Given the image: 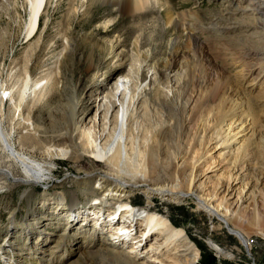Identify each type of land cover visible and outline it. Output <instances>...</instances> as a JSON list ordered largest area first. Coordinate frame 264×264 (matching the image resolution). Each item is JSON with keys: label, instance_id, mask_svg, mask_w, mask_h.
I'll return each instance as SVG.
<instances>
[{"label": "bare ground", "instance_id": "1", "mask_svg": "<svg viewBox=\"0 0 264 264\" xmlns=\"http://www.w3.org/2000/svg\"><path fill=\"white\" fill-rule=\"evenodd\" d=\"M76 1L70 0L66 15L69 19L76 16ZM153 1L156 7H163L164 25L171 32L182 29L187 40L192 42V55L196 60L192 66L182 67L183 72L175 69L186 58V52L179 48L182 42L178 37L169 44L171 54L166 62L153 58L154 52L140 55L137 50L139 43L134 41L132 50L136 60H131L128 74L118 73L115 84L107 92L102 87L89 86L84 88L78 99L74 96L71 108L47 111H51L49 116L54 121L52 128L42 127V121L40 125L36 122L43 120L40 114L42 105L48 107L51 93L58 91L56 74L68 60L67 53L58 56L55 72L46 73L40 79L33 81L29 67L25 65L20 73L10 74L12 84L5 86L0 81V189L8 182L30 187L42 185L46 169L36 163L37 157L41 160L61 157L76 161L87 154L94 161L92 168L96 162L98 166H106L107 172L111 173H103L101 177V174L91 171L79 183L85 187L84 192L88 190L90 193L88 202L91 197H98L103 206L112 203L114 207L117 204V208L124 211L114 222L116 228L111 226L112 221L107 222V216L98 213L94 216L96 220L80 224L81 219L74 217V211L87 204L80 205L76 196L68 200L60 195L54 205L60 213L68 209V233L64 230L52 250L31 254L33 258H40L38 264H62L70 245L78 238L83 239L84 248L78 250L73 264H142L137 261L134 251L126 250V247L130 243H138L137 237L146 241L153 234V242L148 243L153 252L150 256L153 262L196 264L199 252L183 229L175 227L154 207L147 206L141 211L133 207L129 195L138 191H143L151 199L193 202L199 210L216 219L219 228L224 226L236 236L247 252L250 251V236L264 240V137H259V130L264 129V0H223L222 15L218 13L214 20H205L208 19L207 14L201 17L194 10L177 14L170 0ZM24 2L29 9L26 44L31 47L34 40L39 43L36 38L39 29L38 25L36 30L37 18L40 19L46 11L48 0L40 16L44 0ZM105 2L114 8L117 15L140 18L154 12L150 9L151 0ZM86 13L85 10L83 14ZM226 15H239L249 23L240 27L242 37L239 41L236 39L237 44L215 43L212 49L215 61L226 62V66L221 67L222 72H218V65L209 69L211 63L206 55L210 51L202 46L199 35H208L228 22ZM61 36L66 39L64 45L59 43L63 51L69 50L72 58L77 57L79 44L69 38L67 29H62ZM92 37L93 33L80 37L83 44H91L86 60L92 63L95 52H104L102 64L106 67L118 41L115 44L113 41L102 43ZM226 47L235 48L233 52L236 55L226 54ZM162 62L164 64L160 67ZM227 69L231 71L227 72ZM188 73L193 75L183 76ZM247 81L249 84L244 86ZM219 84L226 85V90L223 91ZM218 86L223 92L220 102L206 108L199 116L195 115L197 118L194 119L197 105ZM94 90H103L100 91L102 98L98 105L100 137L91 129L82 128L90 110L84 99L87 92L91 95ZM8 94H11V103L4 111V99ZM251 102L257 109L256 119L245 111V104ZM34 107L37 115L29 112L24 116V111ZM211 177L214 178L212 181ZM94 185L98 188L94 189ZM248 212L251 214L247 215ZM138 218H141L139 222ZM91 222L93 226L90 228ZM134 226L139 227V235L130 239L129 232ZM120 232L128 235L119 236ZM208 243L222 255L223 251L218 246ZM3 255L10 261L22 256L18 251ZM30 259V264L34 263Z\"/></svg>", "mask_w": 264, "mask_h": 264}, {"label": "rangeland", "instance_id": "2", "mask_svg": "<svg viewBox=\"0 0 264 264\" xmlns=\"http://www.w3.org/2000/svg\"><path fill=\"white\" fill-rule=\"evenodd\" d=\"M69 3L70 0H48L46 11L40 18L38 35L36 37L39 39V43L36 44L37 40H34L30 47L26 44L25 30L29 14L28 6L25 5L24 0H0V81L3 85L12 84L13 81L10 79V74H13V72L20 73L25 65H28V70L31 72V79L33 81L40 79L46 73L55 72L56 68H58V56L62 53L68 54V60L58 68V74H56L59 82L58 91L51 93L49 106L42 105L40 109L43 120H37L36 123L40 125V121H42V127L46 125V127L52 128L54 121L50 119V112L57 111L58 109L65 111L67 108H71L74 104L72 102L74 96L78 99L81 93H83L84 88L89 86H94L93 88L102 87L107 92L115 84L118 73L128 74L131 67L130 64L132 63L131 60L136 58L132 50L134 41L139 43L137 50L140 55H144L148 51L149 53L154 52L153 58L166 62L170 57L169 53L171 54L169 44L172 39L178 37L180 42H182L179 48L186 52V58L181 60L175 69H182L180 72H183L184 68L182 67L192 66L196 60V57L194 59L192 55V42L187 40L186 32L182 29L178 32H171L164 25V18L161 16L163 7H156L153 0H151L150 9L154 12L146 13L140 18H137V16L133 17L132 15H117L114 12V8L107 4L105 0H78L75 2V6L77 7L76 16H71L69 19L66 17ZM170 3L174 5L175 13L177 14L183 11L194 10L198 11V16L201 17H205L207 14L206 18L208 19L205 20H214V17L218 13L219 16L222 15L220 10L223 8V0H170ZM85 10L87 13L83 14ZM226 17H229L228 22H224L219 28L210 31V34L199 35L202 46L208 48L211 52H207L209 55H206L208 62L211 63L209 69L216 68L218 65L216 68L218 72H222V68L226 66V62L223 63L221 62L222 60L215 61L216 55L212 53L215 43L225 45L231 43L237 44L236 39L239 41L240 37H242L240 27H244V25H248L249 23L247 19L244 20L239 15H226ZM186 19L188 18L186 17ZM221 27H226L227 29L224 30ZM65 28L68 30L69 38H73V41L79 44L77 57L72 58L69 55L70 51H63V48L59 45V43L63 45L66 43V39L61 36V31L62 29L66 30ZM246 29L244 28L243 30L246 31ZM91 33H93L92 38L94 40L101 41L102 43L113 41L115 44L118 41L115 44L109 61L106 63V67L104 66L105 64H102V60L105 57L104 52H95L92 63L86 60L91 44L87 42L83 44L84 42H80V37ZM207 36L208 39H206ZM226 48L228 49L226 50L227 53L225 50L224 53L236 55L233 52L235 48ZM229 55L231 56V54ZM218 57L222 58L221 55ZM163 64V62L160 63V67ZM229 71L231 70L227 69V72ZM256 73L255 71L253 75L255 76ZM150 74L148 77H150ZM189 74L192 73L184 74L183 76L185 77ZM262 80L263 78L260 79V82ZM249 81L245 82L244 86H247ZM219 85L221 86L222 84ZM220 86L215 87V90L217 89L215 92L219 94L218 96L215 92H212V96H214L212 97L210 95L212 93L209 92L205 99L198 104L199 106L197 105L194 119L206 108L216 106L220 102V95L222 97L223 93L222 89L225 91L227 88L224 84L221 86V88L223 87L222 89ZM103 90H94L91 95L90 92H85L86 98L84 102H87L90 110L86 113V119L82 124V128L91 129L93 134L98 133V130L101 129L98 105L102 98L100 91ZM99 95L100 97H98ZM205 102L207 106H205ZM10 103L11 94H8L4 99V111L8 110ZM245 106V111L248 112L249 117L256 119L258 114L255 103L251 102V104H245ZM248 106L250 107L249 110L246 109ZM49 110L51 111L48 113L47 111ZM24 112L26 113H24V116L29 112L34 115L38 114L35 112V107L30 111L26 110ZM17 115L18 111L15 113V119ZM153 119L155 122L158 121L155 118ZM259 131V137H264V129H260ZM97 136L100 137L101 135L98 133ZM35 160L39 166L46 169L44 171L45 180L42 185L30 187L17 184L16 182H8L4 188L0 189V264H30L29 258L34 261L31 264L41 262L40 258H33L31 254L36 253V251L52 250V247L55 244L57 245V238L63 235L64 230L68 233V224L66 223L69 218L68 212L65 210L60 213L61 211L55 209L54 202L59 199L60 195H63L68 200L76 196L79 199L80 205L82 203L89 204L87 197L90 193L88 190L84 192L85 187L79 183L84 181L86 179L85 176L91 171L97 175L101 174V177H103V173L111 174L107 172V168L103 164L98 166L97 164L99 163L95 162L92 168L91 163L94 161L87 154L81 160L76 161L61 157L51 160H41L37 157ZM16 175H18L17 168ZM213 179L211 177L210 181ZM93 188L97 189L98 187L94 185ZM129 198L136 210L141 211L147 208V206L154 207L159 214L167 217L175 227L183 229L199 252L196 264H260L256 260L248 259L247 257V253L249 257L251 255L255 256L252 253L251 244L250 251L247 252L236 236L224 226L219 228V222L199 210L193 202L180 201L173 203L164 201L161 198L151 199L143 191L133 192L129 195ZM79 207L81 206H78L74 214L81 219L80 224L91 219L96 220L94 217L97 214L96 208L89 213L88 217L84 213L85 211L78 210L82 209ZM105 207L106 209H110L109 207H112V203L106 204ZM250 214L248 212L247 215ZM106 215L110 216L105 212L104 216ZM90 224L91 228L93 222ZM136 229H139V227L134 226V229L129 232L130 239L136 238L139 235V231H136ZM134 231L138 234H134ZM123 234L128 235V233H118L119 236ZM153 236L155 235L153 234L148 240H144L143 243V240L137 237L139 238V242L135 241V243L132 241L135 244H128L126 250L132 249L131 251H134L137 261L142 264L156 263V261L153 262V257H150L153 255V252L148 247L149 241L153 242ZM250 238L255 241H263V239L255 236H250L249 240ZM75 241L71 244L72 246L70 245V251L68 250L66 253L62 264H73L78 250L82 247L84 248L83 239L78 238ZM208 242L218 246L223 251L222 255H219ZM11 251L20 252L21 258L15 257L10 261L7 256L3 255ZM241 253L245 257H241L239 255ZM149 259L152 260L150 261ZM48 263L51 264V262Z\"/></svg>", "mask_w": 264, "mask_h": 264}, {"label": "built area", "instance_id": "3", "mask_svg": "<svg viewBox=\"0 0 264 264\" xmlns=\"http://www.w3.org/2000/svg\"><path fill=\"white\" fill-rule=\"evenodd\" d=\"M252 248V253L255 255L254 257L251 255L250 257H247L248 259H253L259 262L260 264H264V240L263 241H255L254 239L250 238L249 240ZM245 251V249H244ZM241 257H245L243 253L239 254Z\"/></svg>", "mask_w": 264, "mask_h": 264}]
</instances>
